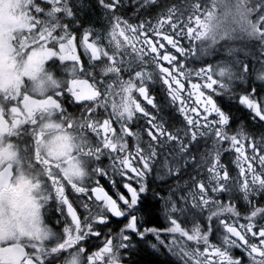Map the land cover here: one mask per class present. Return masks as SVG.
I'll return each mask as SVG.
<instances>
[{"label": "snow or ice", "instance_id": "1", "mask_svg": "<svg viewBox=\"0 0 264 264\" xmlns=\"http://www.w3.org/2000/svg\"><path fill=\"white\" fill-rule=\"evenodd\" d=\"M141 245L264 264V0H0V264Z\"/></svg>", "mask_w": 264, "mask_h": 264}, {"label": "flooded vegetation", "instance_id": "2", "mask_svg": "<svg viewBox=\"0 0 264 264\" xmlns=\"http://www.w3.org/2000/svg\"><path fill=\"white\" fill-rule=\"evenodd\" d=\"M74 2H75V0H74ZM86 2H88V0H86ZM100 26L101 25H99V24L96 25V27H100ZM185 43H187V42H185ZM206 62L207 63H210V62H208V58H206ZM190 66L199 67L200 64L197 63V62H195V61H193L192 65H190ZM154 94L157 96L158 99H160V97H161V90H160V88H159L158 85L156 86V89H155ZM66 107L68 108V110L70 112L74 110L73 107L70 104H67ZM157 190H159V189H157ZM54 221H55V216L53 215V219H52V222H51V226H53L55 228L56 226H55ZM159 222L160 223H163V217L160 218V221ZM149 252H150L149 249H146L143 245H141L139 249L134 250L131 253H125L124 264H140V257H142V256H150L149 255Z\"/></svg>", "mask_w": 264, "mask_h": 264}, {"label": "trees", "instance_id": "3", "mask_svg": "<svg viewBox=\"0 0 264 264\" xmlns=\"http://www.w3.org/2000/svg\"><path fill=\"white\" fill-rule=\"evenodd\" d=\"M252 47H253V51L255 52V46L253 45ZM214 55H215V57H214L215 60H218V59L222 60V59L225 58L224 55H223V50L222 49L217 50L214 53ZM211 56H213V55H211ZM241 58H243V56H241ZM151 259H152L151 256H142V257H140V264H149V261Z\"/></svg>", "mask_w": 264, "mask_h": 264}, {"label": "rangeland", "instance_id": "4", "mask_svg": "<svg viewBox=\"0 0 264 264\" xmlns=\"http://www.w3.org/2000/svg\"><path fill=\"white\" fill-rule=\"evenodd\" d=\"M258 54V53H257ZM213 57H215V55L213 54ZM217 61H219V59L218 60H215V62H212V64H215ZM257 67H259V65H257ZM257 83H259V82H257Z\"/></svg>", "mask_w": 264, "mask_h": 264}]
</instances>
